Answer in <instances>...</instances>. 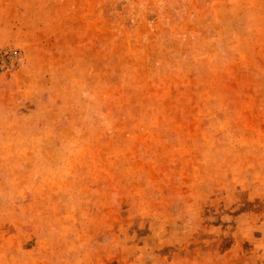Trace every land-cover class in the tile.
Masks as SVG:
<instances>
[{"label":"rangeland","instance_id":"obj_1","mask_svg":"<svg viewBox=\"0 0 264 264\" xmlns=\"http://www.w3.org/2000/svg\"><path fill=\"white\" fill-rule=\"evenodd\" d=\"M0 264H264V0H0Z\"/></svg>","mask_w":264,"mask_h":264}]
</instances>
